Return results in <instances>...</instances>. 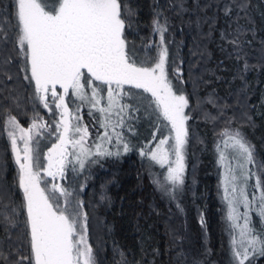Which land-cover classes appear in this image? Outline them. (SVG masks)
<instances>
[{
	"label": "snow or ice",
	"instance_id": "snow-or-ice-1",
	"mask_svg": "<svg viewBox=\"0 0 264 264\" xmlns=\"http://www.w3.org/2000/svg\"><path fill=\"white\" fill-rule=\"evenodd\" d=\"M12 7L11 19L0 16V48L11 43L16 56L0 61V75L11 81L13 77L3 68L18 62L23 79L34 85V99L38 98L53 116L57 114L54 109L60 110V118L52 123L39 122L40 117L34 112L25 128L10 111L0 113V127L7 134L18 165L15 184L22 191V200L17 205L0 188V230L10 238L11 232L19 227L18 215L22 210L25 215L22 235L26 237V251L17 247L15 254L13 251L6 254L0 246V264H97L87 240L89 213L84 211V201L79 199L78 192L60 184L51 183L49 187L42 173L53 179L57 175L65 178L69 164H73V170L76 165L84 170L86 164L97 163L101 157L121 154L104 148V142H115L124 153L132 150L133 146L117 129L127 127L128 132H133L125 121L135 117L126 111L139 112L140 108L120 104L118 98L149 94L144 96L148 101L145 111L151 109L158 119L167 121L169 135L160 138L154 148H141L140 155L164 169L154 177V182L174 198L184 184L187 122L192 117L186 112L188 96L173 83V80L182 83L183 73L175 58L169 60L167 20L161 12L155 13L153 31L159 35V42L148 47L155 48L156 55L141 60L125 36L135 13L124 0H12ZM239 7L244 9L246 5ZM224 11L229 15L232 9L225 5ZM231 43L238 45V40ZM173 65L176 66L170 78L169 68ZM125 85L142 91H125ZM103 86H107L106 97L102 94ZM70 90L81 102L74 109L68 104L75 100H65ZM104 100L106 104L101 103ZM84 104L89 108V116L103 129L97 131L100 143L95 144V151L85 146L90 133L88 125L80 123V108ZM205 119L218 117L206 115ZM45 129L48 135H57L58 140L48 148L46 168L39 150ZM218 136L219 159L223 161L227 151L235 153L237 160L234 168L229 167L224 187L227 219L233 233L239 229L240 237L238 243L233 235L232 259L234 264H250L257 255L264 257V233L257 232L251 221L253 211L264 220V181L257 176L252 191H248V180L255 173L245 165L255 166L256 161L252 145L239 129L225 128ZM69 145L74 151L69 152ZM69 157H74V162ZM260 167L264 171V165Z\"/></svg>",
	"mask_w": 264,
	"mask_h": 264
},
{
	"label": "trees",
	"instance_id": "trees-1",
	"mask_svg": "<svg viewBox=\"0 0 264 264\" xmlns=\"http://www.w3.org/2000/svg\"><path fill=\"white\" fill-rule=\"evenodd\" d=\"M124 2L135 13L125 36L141 60L156 55V49L148 47L159 42V35L153 31L155 13L161 12L166 18L169 60L175 58L183 73L182 83H173L185 92L195 111L188 123L190 154L183 194L176 205L171 206L161 195L147 170L148 162L140 161L137 154L105 157L91 168L93 177L84 188L83 201L89 213L88 241L97 264H181L182 222L173 213L176 207L183 211L193 236L192 259L200 264H234L228 248L231 227L221 182L223 163L212 140L225 117H231L251 143L257 176L264 181V171L258 167L264 165V1ZM241 4L246 7L241 9ZM225 5L232 9L229 15H225ZM13 10L12 0H0V16L11 19ZM234 39L238 45L231 43ZM7 56H16L11 43L0 48V61ZM176 65L169 68L170 78ZM3 71L13 79L8 81L0 75V113L10 111L26 125L34 111L32 85L23 79L16 61ZM206 115L218 119H205ZM16 177L6 133L0 127V188L18 205L22 196ZM252 216L260 219L254 211ZM24 220L21 210L19 227L10 238L0 230V246L6 254H15L17 247L26 251ZM250 264H264V257L258 255Z\"/></svg>",
	"mask_w": 264,
	"mask_h": 264
},
{
	"label": "rangeland",
	"instance_id": "rangeland-1",
	"mask_svg": "<svg viewBox=\"0 0 264 264\" xmlns=\"http://www.w3.org/2000/svg\"><path fill=\"white\" fill-rule=\"evenodd\" d=\"M263 50H264V47H263ZM97 83H99V82H97ZM103 87H104V91L102 94L106 97L107 96V86H103ZM178 87H179V85H178ZM57 90H58V92H61V93L63 91L62 89H59V88ZM124 90L128 91L129 89H125V87H124ZM33 91H34V85H32V94H33ZM131 91L137 93V91H135V90L131 89ZM183 93L185 94V92H183ZM147 95H149V94L137 95L135 98H133L132 96H121L118 98L120 104H129V105H132L134 107L140 108L139 112L132 113V112L126 111V114L135 117V119L125 121V124L127 126H130L133 128V130H134L133 132H128L127 127L122 128V129L121 128L117 129V131L123 132L125 139L130 143V146H133L132 150H130L127 153H124L123 148L116 145L115 142H113L112 144H108L107 142H104L103 147L107 148L113 152L119 151L121 153L119 156H126V155H131V154L136 155L137 154L140 161L145 160L146 162H148L149 167L147 166V170L149 173L152 174V177L154 178V177L160 175V173L163 172L164 169H161L159 167V165H154L148 159L142 157L140 155V149L144 148L145 150H147V148H149V147L154 148L155 144L158 143V140L160 138H162L163 136H168L169 132H168L167 121H164L162 117H160L158 119L157 116L155 114H153L151 109H148V111H145V107L147 106L148 101H146L144 98H141V97H144ZM65 100H66V102H69L70 100H75V103H69L68 104L70 109H74L76 107V105L81 103L78 99H76L75 97H73L71 95V90H70L69 96L65 97ZM32 103L34 105L33 114L35 112L39 115V117H40L39 122L52 123L54 120H59V118H60L59 117V111L60 110L54 109V111L57 114L55 116H53L52 113H49L48 109H45L43 107L42 102H40L38 98L34 99V97L32 96ZM101 103L106 104V100L102 101ZM194 111H195V109L193 108L192 104L189 101V109H186V112H190V115H192V113H194ZM88 112H89L88 106L86 104L82 105L80 108V115L82 116V121L80 123L84 124V125H88V130L90 133V136L87 138V142H86L85 146L90 148L92 151H95V144L100 143V141L97 140V138H96L97 137V131H103V129L99 128V124H97L96 121L92 117L89 116ZM33 114L30 117V120L26 125L19 121L20 124L23 127L27 128L31 122ZM96 115L98 116L99 114L96 113ZM153 115L156 117L157 121L154 119ZM202 116H203V114H202ZM6 118L7 117H5V119ZM114 119H115V116H113V120ZM225 119H226V121H225L222 129L218 133H216L213 137L212 143H213V145L215 144V147H217L218 141L220 139L218 134L223 129L232 128V129H239L241 131V129L238 128L234 124V120L231 117L228 118V116H227V117H225ZM229 121H230V123H228ZM73 123H75L74 120H73ZM188 123H189V121L187 122V124ZM157 125H159V128L157 127ZM61 131H62V129H61ZM153 133H155V135H156V140H153ZM241 133H242V131H241ZM6 137H7V134H6ZM73 138H78V137H73ZM7 140H8L9 146H10V141H9L8 137H7ZM195 141H196V139H195ZM247 141H248V139H247ZM57 142H58L57 135H48V130L45 129L44 135L40 137V146H39V150L41 152V162L45 168L47 167L48 148H50L53 143H57ZM149 142H151V143H149ZM189 145H190V142H189V137H188V142H187L186 150H185V164L187 162V157L190 154ZM19 146L21 148H23V143L19 142ZM10 150H11V148H10ZM72 151H74V150L72 149L71 145H69V152H72ZM76 151H78V149H76ZM224 155H225V159L223 161H221L223 163L221 166L222 167L221 168V172H222V181L221 182L223 185V195L225 196L224 187H225V184H226L227 179H228V170H229V167L234 168L236 166L237 160L234 158L236 155L235 153L230 154L229 152L226 151L224 153ZM11 156H12V161H13L14 167L16 169V176H17L18 165L15 163L14 154L12 152H11ZM119 156H106V157L116 158ZM103 158H105V157H101V158H99V160H101ZM69 159L73 160V162H74V157H69ZM255 161H256V159H255ZM94 164L95 163L86 164V167L84 170H80L78 165H76L75 170H73V164H69L65 170V178H61L59 175H57L55 177V179H53L52 177H48L44 173H42V175H44L45 180L49 181V187H51V183L60 184L64 187H67L69 189V191L78 192L79 199H81L83 201L84 188H85L86 184L88 183V181L90 179H92V177H93L92 171H90V170H92L91 168L94 167ZM245 167L251 168V171L253 173H255V175L252 176L251 182H250V179L248 180V187L253 186V185H255L256 177H257V173H256L257 162H256L255 166L245 165ZM258 167H260V166L258 165ZM81 186H83L82 189H81ZM183 187H184V184H183V186H181L176 191L175 196L173 198L172 196H169L164 191H162L161 188L156 184V188L159 190L161 195L165 197L166 201L171 206H173L174 204L175 205L177 204V201H178L177 198H179L183 194ZM21 196H22V191H21ZM225 202H226L225 211H227V213H228V208H227L228 207V201L225 199ZM84 211H85V209H84ZM240 211L242 212L243 208H241ZM173 213L177 216L179 221L182 222V225H181L182 234L180 237V242L182 245L183 259H181V262H182L181 264H200L196 260L195 257L193 259L191 257L194 253V250H193L194 247H192L193 236L187 227L186 219H185L183 211L176 207V208H174ZM251 221H252V226L256 229L257 232L264 233V220H262L261 218L259 220H257L256 216L253 219V216L251 214ZM228 222H229V225H230L229 228H230L231 222L229 220H228ZM238 232H239V229H237L236 232L233 233V231L230 228V237L228 239L229 240L228 248H229V253L231 255V258H232L233 235H236V240L238 243L240 241V237L238 235ZM87 240H88V234H87ZM257 257H258V255L254 259H251L250 263L256 261ZM246 264H249V262H246Z\"/></svg>",
	"mask_w": 264,
	"mask_h": 264
}]
</instances>
